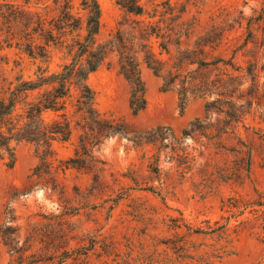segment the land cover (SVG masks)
Wrapping results in <instances>:
<instances>
[{
  "label": "rangeland",
  "instance_id": "rangeland-1",
  "mask_svg": "<svg viewBox=\"0 0 264 264\" xmlns=\"http://www.w3.org/2000/svg\"><path fill=\"white\" fill-rule=\"evenodd\" d=\"M9 1L38 6L35 0ZM80 1L70 3L84 18ZM115 1L97 0L96 45L111 52L87 80L99 113L98 125L91 126L99 136L90 138V157L80 155L83 123L72 106L69 116L80 127L67 143L53 146V166H68L56 175V192L48 177L32 176L38 165L33 143H11L12 166L7 155L0 160V264L11 262L10 245H20L27 222H39L42 214L61 216L72 249L100 241L88 264H99L102 242L113 243L120 254L131 245L136 257L152 255L161 264H264V0H139L164 26L178 22L179 43L159 58L173 66L182 50L204 51L209 65L197 77L220 79L229 93L216 96L220 88H212L211 97L189 95L182 109L178 89L163 91L161 77L143 61V42L133 34L143 18L124 13ZM123 47L138 53L145 89L146 106L136 115L129 106L130 83L119 69ZM50 52L54 71L63 55ZM0 57L9 68L22 63L26 73L34 69L27 57L1 43ZM226 99L234 105L215 103L206 113L207 103ZM55 118L43 115L46 122ZM197 120L198 131L184 137ZM108 127L121 133L104 136ZM145 132H152L149 140L137 143L135 137Z\"/></svg>",
  "mask_w": 264,
  "mask_h": 264
},
{
  "label": "trees",
  "instance_id": "trees-1",
  "mask_svg": "<svg viewBox=\"0 0 264 264\" xmlns=\"http://www.w3.org/2000/svg\"><path fill=\"white\" fill-rule=\"evenodd\" d=\"M35 1H38L35 3L38 6L29 9L30 7L13 5L9 0H0L1 45L15 48L34 66L33 70L26 73L22 63L9 68L8 61L0 60V160L7 155L10 159L8 166H12L14 151L11 143H33L38 165L32 176L38 179L48 177L52 182L50 190L56 192V175L58 171L64 173L68 166H53L56 161L53 146L55 143H67L74 128L80 127V121L77 123L69 116L70 109L75 106L76 111L73 114H79L83 123L80 127L83 131L80 137L83 153L80 155L90 157L94 146L90 143V138H95L91 126L98 125L99 113L95 107L94 92L88 86L87 80L89 75L97 71L111 50L106 46L96 45L101 15L97 0L80 1L84 18L74 12L70 0ZM115 3L124 13L143 18L136 21L133 31L143 42V61L154 75L161 77L163 91L174 87L178 89L180 109L184 107L187 96L196 94L194 97H211L216 92H212V88H220L216 96L229 97L226 87L221 84L222 80L209 81L205 76L197 77V73L199 75V72L207 70L209 65L204 61V51L182 50L179 52L181 62L173 66L159 58L162 54L169 56L170 46L173 42L179 43L182 37L176 29L178 22L175 19L164 26L160 19H155V15L146 13L139 0H116ZM152 39L158 44L159 53L154 52ZM119 42L122 43V39ZM50 48L60 50L63 55L64 62L54 71L50 67ZM137 54L124 47L119 52L120 73L131 86L129 106L133 115L146 106ZM201 56V61H195V58ZM182 57L185 61H182ZM192 65L197 68L189 70ZM215 103L234 105L227 99L213 100L205 105L206 113L214 109ZM46 113L57 118L46 122L43 119ZM198 125L201 126L198 120L189 124V129L183 131V136L191 137L198 131ZM108 129L104 136L121 133L120 129L114 127ZM152 132L137 135V143L146 140V136ZM95 134L99 136V131ZM40 217L39 222H27L20 245H10V251L15 256L9 264H88L86 260L89 254L96 252L95 246L100 241L93 239L88 246L72 249L70 242L73 236L61 216L42 214ZM99 248L101 252L96 255L99 264L162 263V260L159 261L152 255L143 256V260L136 257L138 253L133 252L134 247L131 245L122 254L116 252V247L111 242H102Z\"/></svg>",
  "mask_w": 264,
  "mask_h": 264
}]
</instances>
